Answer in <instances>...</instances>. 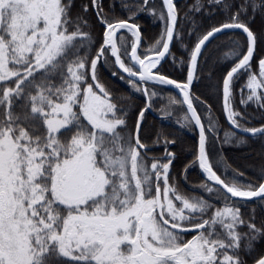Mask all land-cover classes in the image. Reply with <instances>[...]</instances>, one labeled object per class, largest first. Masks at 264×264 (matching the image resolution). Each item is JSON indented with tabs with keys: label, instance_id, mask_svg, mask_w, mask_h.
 I'll use <instances>...</instances> for the list:
<instances>
[{
	"label": "snow or ice",
	"instance_id": "obj_1",
	"mask_svg": "<svg viewBox=\"0 0 264 264\" xmlns=\"http://www.w3.org/2000/svg\"><path fill=\"white\" fill-rule=\"evenodd\" d=\"M120 13L104 0H0V264H264V0H194L183 15L175 0H121ZM140 14L159 22L151 42ZM169 87L178 96L157 109ZM173 106L179 129L149 125ZM251 140L253 177L221 151Z\"/></svg>",
	"mask_w": 264,
	"mask_h": 264
},
{
	"label": "trees",
	"instance_id": "obj_2",
	"mask_svg": "<svg viewBox=\"0 0 264 264\" xmlns=\"http://www.w3.org/2000/svg\"><path fill=\"white\" fill-rule=\"evenodd\" d=\"M80 2L81 0H76L77 5H79ZM193 2L194 0H176V4L180 7L182 15L185 11H187V6L191 5ZM205 3H206V0H205ZM109 4H114L117 14H121L120 13L121 0H104V5L106 8ZM217 19H219V17H217ZM198 21H199V17H198ZM137 22L140 24L141 31H142V39L145 42H151L158 35L159 28H160L159 22L158 21L154 22L149 15L140 14L137 17ZM184 27L186 28L187 26H184ZM254 27L257 30H259L260 28L259 20L257 21V24L254 25ZM226 40H227L226 37H221L220 40L215 41L213 45L209 46V52H211L215 48L216 44L221 43V41H226ZM261 50H262L261 48H258V52H260ZM173 51L174 53H176L177 58L179 59L181 50L179 48H173ZM205 55L207 56L208 53H205ZM163 70L171 75H177L179 73V69L174 68V66L172 65L171 59H169L168 63L164 65ZM105 78L109 81L110 86L112 88L120 90L125 93L129 91V89L125 87L126 85H122L120 82H118L114 78L110 76H105ZM193 92H194V95H199L201 99H204L206 96H209L208 91L204 88L203 84L200 81H196L194 83ZM169 95H176V94L170 88L166 89L163 93H161V96H163V99H160L159 97L156 98L155 107L159 109L162 104H166L167 97ZM210 99H211V104L213 108V118L217 119L219 124L221 125L220 136L223 137V132L228 127L225 124V121L222 115V110L216 100V97L214 95H211ZM141 101H142V97L137 96L136 102L140 103ZM238 102H239V91H237V104ZM194 106H196L198 109L202 108L199 102H195ZM173 107L175 111L173 112V118L171 121L167 119H162L161 116L160 118L154 117L153 115H151V113H148L149 125L150 126L155 125L157 127L163 126L165 128L179 129V125L175 123V120L177 118L176 114L179 113L180 115L182 113L179 111V106H173ZM184 111L186 112L185 109ZM152 112L158 115L155 111H152ZM249 112L254 114L253 124L255 126H259V123H260L259 113L256 111L254 107L250 108ZM178 134L186 146H190L191 144L195 142V137L193 136L192 133H190L187 130H180ZM221 151L225 159L227 160V162L232 167H238L244 170L249 177H253L257 174V170L259 168L260 157L262 154L261 143L259 141L251 140L246 146H242L239 148L226 145L223 147ZM191 159H192L191 152L184 151L181 156V159L175 163L176 170L182 171L184 164L188 163V161ZM198 173H199L198 168L194 170H189V173H188L189 184H186L185 187H189L191 183L200 182L197 179Z\"/></svg>",
	"mask_w": 264,
	"mask_h": 264
},
{
	"label": "flooded vegetation",
	"instance_id": "obj_3",
	"mask_svg": "<svg viewBox=\"0 0 264 264\" xmlns=\"http://www.w3.org/2000/svg\"><path fill=\"white\" fill-rule=\"evenodd\" d=\"M175 2H176V0H175ZM104 75L105 76H110L111 77V74H110V72L107 70V69H105L104 70ZM113 78V77H112ZM115 80H117L116 78H114ZM118 82H120L119 80H117ZM122 85H125V84H123L122 82H120ZM126 88H128L127 87V85L125 86ZM186 110V109H185ZM152 112V111H151ZM150 113V112H149ZM153 113V112H152ZM154 114V113H153ZM152 115V114H151ZM154 115H156V114H154ZM156 116H158V115H156ZM157 118H160V116H158Z\"/></svg>",
	"mask_w": 264,
	"mask_h": 264
},
{
	"label": "water",
	"instance_id": "obj_4",
	"mask_svg": "<svg viewBox=\"0 0 264 264\" xmlns=\"http://www.w3.org/2000/svg\"><path fill=\"white\" fill-rule=\"evenodd\" d=\"M170 88V87H169ZM171 90H173L174 92H175V94L178 96V93L175 91V89H172V88H170ZM185 109H186V106H185ZM154 117H158V116H156V115H154L151 111H149ZM224 118V117H223ZM224 121H225V124L227 125V122H226V120L224 119ZM227 127L228 128H230V126H228L227 125Z\"/></svg>",
	"mask_w": 264,
	"mask_h": 264
},
{
	"label": "rangeland",
	"instance_id": "obj_5",
	"mask_svg": "<svg viewBox=\"0 0 264 264\" xmlns=\"http://www.w3.org/2000/svg\"><path fill=\"white\" fill-rule=\"evenodd\" d=\"M178 112H179V111H178ZM178 112H177V113H178ZM182 115H183V113H182V114H180V115H179V113H178V114H176L177 118H178V117H180V116H182Z\"/></svg>",
	"mask_w": 264,
	"mask_h": 264
}]
</instances>
